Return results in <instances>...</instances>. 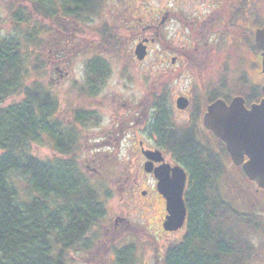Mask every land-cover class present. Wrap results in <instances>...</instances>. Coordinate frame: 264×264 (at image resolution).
<instances>
[{"label": "trees", "instance_id": "obj_1", "mask_svg": "<svg viewBox=\"0 0 264 264\" xmlns=\"http://www.w3.org/2000/svg\"><path fill=\"white\" fill-rule=\"evenodd\" d=\"M14 2L16 6L7 4L14 23H26L32 14L47 19V32L56 30L58 36L70 33L67 49H72L75 39L71 33L76 25L100 16L107 0ZM235 2L237 6L230 9L231 25L248 11V3L256 9L257 2L261 16L256 26L264 23V0ZM152 20L151 10L134 7L113 23L102 22L94 45L99 54L86 60L83 79L69 87V98L77 103L71 117L59 114L52 83L49 86L40 79L27 83V56L21 41L0 34V264H67L71 251L91 248L88 235L107 214L104 190L108 189L103 169L101 176H91L81 156L85 149L81 128L101 123L102 116L79 101L95 99L105 88L111 72L105 54L118 53L121 39L130 32L135 41L140 36L146 38L144 28L161 22ZM152 37L159 41L156 35ZM32 68L37 71L39 67L34 64ZM239 74L241 86L234 88L229 82L225 90L218 88L214 98L226 94L223 98L229 101L240 94L247 105L258 101L263 96L260 84L254 85L245 73ZM13 96L19 99L6 103ZM184 128L173 129L177 133L171 134L167 147L188 175L183 192L185 231L180 240L168 244L154 264H254L264 254V210L258 207L262 205L253 201L251 210L241 211L227 200L220 183L229 177L226 161L230 156L225 144L214 135L213 143H203ZM45 141L50 142L52 157L41 158L32 152L33 144ZM237 168L251 184L249 188H256L243 168ZM260 191L264 194L262 189L257 194ZM254 199L258 201L256 196ZM115 264H138V260L131 247H125L117 251Z\"/></svg>", "mask_w": 264, "mask_h": 264}, {"label": "rangeland", "instance_id": "obj_2", "mask_svg": "<svg viewBox=\"0 0 264 264\" xmlns=\"http://www.w3.org/2000/svg\"><path fill=\"white\" fill-rule=\"evenodd\" d=\"M236 0H107L101 15L96 17L92 22L76 25L75 32L71 33L75 39L72 43V49H67L72 39L68 37L70 33H63L64 38L58 36V31L47 32L46 24H50L47 19H43L38 15H31L28 22L16 24L10 17L7 4L14 0H0V34L5 36H14L21 41V45L27 56L28 80L31 83L40 79L46 85L52 88L59 99V110L62 117H71V109L77 105L69 98V87L74 81H81L84 75V67L87 59L91 58L97 52L94 45L97 43V28L103 21L113 23L117 18L123 16L126 10L137 7H144L151 10L153 16L152 22L158 23V20L168 15L163 23H159L153 27H145L144 34L148 37L156 35L159 41H153L147 48V55L144 60L138 61L133 55V48L136 44L134 33L124 36L121 39L120 51L118 53H107L105 58L111 66L110 76L107 84L102 92L88 101L81 100L84 108L98 111L102 116L101 123L89 127H82V137L85 138V149L82 162L84 165L90 162L91 158L97 155V162L102 163L103 173L105 176L106 189L104 192L106 198L107 214L96 224L88 237L91 238V248L85 250L71 251L67 264H115L117 260V251L125 247H131L133 254L138 260V264H154L155 258L163 257L164 250L172 241L180 240L184 228L179 231L167 232L162 229V213L160 212V204L146 206L140 196L132 198V202H127V197L119 194V190L112 189L109 178L114 169L118 165L117 157L120 159V147L126 138L119 140V149L116 151V143L119 133L113 132V129L120 126V121L127 117H121L118 112V118L115 112L117 102L120 97L128 99L130 102H137L149 84H158V68L163 67L162 59L165 54L178 56V61L184 64L187 62L189 66L190 76H193V83H201L210 78L216 83L217 74L213 71L212 60L218 58L221 60L222 54L217 55L212 49L215 44L216 35L212 36L214 41H210L207 48L203 45L207 40L209 33V23L215 19L216 11H213L211 4H232ZM218 7L217 14H221ZM248 8H252L249 5ZM27 9L29 7L27 6ZM251 13H246V19H242L239 23L241 29H245L250 22ZM214 26V23H212ZM211 26V27H212ZM222 25L216 28L221 29ZM213 28V27H212ZM219 29V30H220ZM237 28L232 31H236ZM219 32V31H218ZM235 37V36H234ZM233 37V38H234ZM163 38V40H162ZM198 39L199 47L197 49ZM234 42V41H233ZM237 42V41H236ZM213 43V44H212ZM235 42L230 46L229 56L230 63L235 65L236 50H234ZM47 52L50 53L47 56ZM209 54L207 57L206 55ZM46 55V56H45ZM197 58V59H195ZM169 61V60H168ZM170 64L169 67L180 68L182 64ZM37 65L39 68L35 71L32 67ZM230 64V73L228 75L229 82L232 87L238 88L239 73L232 69ZM183 73V72H182ZM179 73L171 85L173 95L187 89L189 84L187 76ZM148 74V77L146 76ZM255 80L250 73L247 74ZM230 84V83H229ZM18 96L10 97L6 103L17 101ZM117 101V102H116ZM183 115V114H178ZM129 121V120H128ZM131 121H129L130 123ZM213 143V141H212ZM32 152L41 157L47 158L54 155L50 142L45 141L43 144L32 145ZM120 166V165H118ZM229 177H223L221 190L227 200L241 211L250 209V203L260 202L264 210V194L251 187V184L245 180L239 172L236 165L231 160L226 161ZM90 171L89 168H87ZM99 177V176H98ZM96 179H99L96 177ZM101 179V178H100ZM255 191V192H254ZM258 198V201L254 197ZM250 198L251 200H248ZM254 201V202H253ZM125 216L127 224L113 228L115 215ZM126 223V221H125ZM149 232V234L147 233ZM94 243V244H93ZM254 264H264V254Z\"/></svg>", "mask_w": 264, "mask_h": 264}, {"label": "flooded vegetation", "instance_id": "obj_3", "mask_svg": "<svg viewBox=\"0 0 264 264\" xmlns=\"http://www.w3.org/2000/svg\"><path fill=\"white\" fill-rule=\"evenodd\" d=\"M255 1L257 2V0ZM248 4L252 5L251 3ZM232 5L237 6V3L211 4L213 11H216V15L208 26V31L211 34L209 33L206 42L203 43L207 48L210 41H214L212 36H217L215 44L212 43V49L217 55L222 54V58L221 60L210 58L213 71L217 74V87H215V84L211 85L215 78L213 80L210 78L201 83H193V76H190L187 62L184 64L181 59L178 61V56L171 55L169 57L168 54H165L162 59L164 66L159 67L157 70L159 76L157 85L148 83L147 90L144 91V95L137 102H130L123 97H120L118 102L116 101L117 108L115 112L117 118L118 112H120L121 117L127 115L120 121L118 129L116 127L113 129L116 135L119 133L115 147L116 151L119 149V140L123 137V134H125L124 138L126 140L120 147V159L117 157L118 165L120 166H116L109 178L112 189L119 190V194L126 196L128 203L133 201V197L140 196L145 203L143 208L154 203L160 204L162 222L166 215L165 198L158 190L159 178L157 174L167 172L169 177H172L173 168L179 166L185 171L186 180L188 178L184 166L178 162L174 152L167 147L169 144L167 141L171 139V134L177 133L173 132V129L180 126L185 127V131L193 134L201 142L212 143L214 134L203 126L202 118L207 105L216 99L214 96L217 94L218 88L221 86L225 90V87L229 85L228 75L231 70L229 50L234 42V50L237 52L234 59L236 60L235 65L231 64L232 69L236 70L237 73H245L246 75L249 72L254 74L260 72V50L254 43V31L257 28L256 25L259 24V16H261L258 12L260 5L257 2V5H255L256 9L253 6L248 8L247 12L251 13V19L245 29H241L239 23L242 19H246L247 12L236 24L234 22L233 25L230 24V9ZM219 6L220 16L217 14ZM164 14L160 24L165 21L168 11ZM212 23H214V26H212ZM219 25H222L221 29L216 28ZM235 28L237 30L233 32L232 30ZM143 38L145 37H138L136 43ZM146 38H148V42H146L148 48L154 38L148 36ZM195 42L197 43V49L201 48V46L199 47L201 42L198 39H195ZM169 62L171 65L181 62L182 66L180 68L169 67L167 66ZM179 73L187 76L188 78L186 79L192 86H188L187 89H183L173 95L171 85ZM146 76L148 77V74ZM237 82L241 86L239 81ZM225 95H222V98ZM178 97L187 98L188 105L185 108L177 107ZM178 114L183 115L179 116ZM128 120L131 122L129 123ZM101 164L97 162V155L95 154L85 166L90 169L91 176L95 177L101 176ZM128 221L125 216L116 213L113 228L127 224ZM147 233L149 234L148 231Z\"/></svg>", "mask_w": 264, "mask_h": 264}, {"label": "water", "instance_id": "obj_4", "mask_svg": "<svg viewBox=\"0 0 264 264\" xmlns=\"http://www.w3.org/2000/svg\"><path fill=\"white\" fill-rule=\"evenodd\" d=\"M147 41L148 38H144L136 44L134 55L137 60L145 57ZM254 41L260 49V72L254 77L256 83H261L263 96L249 106L240 95L229 102L217 98L207 105L202 124L223 141L232 163L243 168L247 178L255 183V190L259 191L264 190V24L255 29ZM187 105V98H177V107L182 109ZM157 175L158 190L166 201L163 227L175 231L183 226L187 214L183 200L186 174L177 166L173 168L172 177L167 172Z\"/></svg>", "mask_w": 264, "mask_h": 264}]
</instances>
